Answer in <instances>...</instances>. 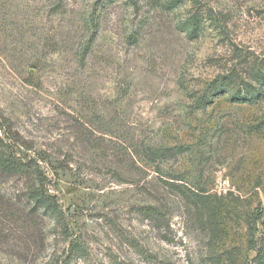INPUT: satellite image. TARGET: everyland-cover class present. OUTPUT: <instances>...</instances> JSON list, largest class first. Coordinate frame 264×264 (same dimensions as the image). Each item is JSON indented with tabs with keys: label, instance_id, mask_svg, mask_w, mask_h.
Masks as SVG:
<instances>
[{
	"label": "rangeland",
	"instance_id": "374dc122",
	"mask_svg": "<svg viewBox=\"0 0 264 264\" xmlns=\"http://www.w3.org/2000/svg\"><path fill=\"white\" fill-rule=\"evenodd\" d=\"M65 6L0 0V128L46 158L88 263L252 260V231L264 249V0ZM23 189L0 176V204ZM12 228L0 211V264L66 258L52 220L32 253Z\"/></svg>",
	"mask_w": 264,
	"mask_h": 264
},
{
	"label": "trees",
	"instance_id": "16d2710c",
	"mask_svg": "<svg viewBox=\"0 0 264 264\" xmlns=\"http://www.w3.org/2000/svg\"><path fill=\"white\" fill-rule=\"evenodd\" d=\"M65 1L58 0L57 9L60 14L65 12ZM96 1L108 3L111 0ZM127 1L135 9H138L141 0ZM194 19L191 25L195 31L198 29V24ZM252 97L253 95L250 93H245L244 96L241 93L233 95V99L242 103H251ZM25 151L22 150L20 141L16 140L14 136H10L8 130L0 128V176L12 180L18 179L24 186L23 194L18 200L12 199L8 204L4 205L3 202L0 204L3 218L13 226V237L16 239H19V236L22 237L20 244H23L29 253H32L35 247L42 246L44 248L47 238L45 223L47 219H50L60 229L61 235L69 241L66 258L53 260L52 264H89L87 245L81 238H74L66 212L60 205L57 196L51 194L52 180L42 166L43 163H46V158L42 157L40 153L32 156ZM141 213L150 221L163 219V212L154 206L142 208ZM255 237V233L252 231L248 245L251 250L256 252V256L252 260L244 259L242 264H264V249L258 246ZM116 264L123 263L117 262Z\"/></svg>",
	"mask_w": 264,
	"mask_h": 264
}]
</instances>
